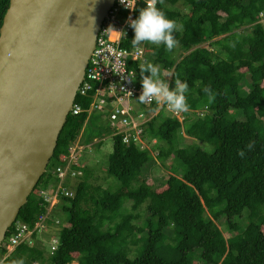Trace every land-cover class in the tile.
Returning <instances> with one entry per match:
<instances>
[{
    "label": "trees",
    "instance_id": "obj_1",
    "mask_svg": "<svg viewBox=\"0 0 264 264\" xmlns=\"http://www.w3.org/2000/svg\"><path fill=\"white\" fill-rule=\"evenodd\" d=\"M9 3L0 0V28ZM147 6L148 0H136L133 18ZM155 6L179 26L174 32L179 43L169 51L142 42L145 64L158 66L170 88L177 80L187 82L185 117H162V111L154 116L145 127L149 148L112 137L106 165H89L85 148L60 180L57 168L68 165L69 157H63L72 145L111 135L106 123L102 135L84 139L90 117L69 115L51 166L8 236L18 223L33 230L41 217L45 227L36 228L31 243L18 245L0 264H264V24L259 17L264 0H155ZM133 37L131 29L122 45L133 48ZM143 64H131L141 80ZM92 95L79 94L75 102L88 108ZM180 135L194 141L183 146ZM94 146L100 148L102 141ZM172 158L185 166L180 176L169 171ZM160 169L166 173L156 184L150 174ZM100 172L105 179L99 180ZM109 176L119 185L108 182ZM59 185L73 196L60 195L49 210L45 195ZM59 212L68 213L67 226H60ZM54 241L57 249L51 253ZM5 252L1 248L0 260ZM130 252L136 256L130 258Z\"/></svg>",
    "mask_w": 264,
    "mask_h": 264
},
{
    "label": "water",
    "instance_id": "obj_2",
    "mask_svg": "<svg viewBox=\"0 0 264 264\" xmlns=\"http://www.w3.org/2000/svg\"><path fill=\"white\" fill-rule=\"evenodd\" d=\"M116 0H10L0 28V247L40 179Z\"/></svg>",
    "mask_w": 264,
    "mask_h": 264
},
{
    "label": "built area",
    "instance_id": "obj_3",
    "mask_svg": "<svg viewBox=\"0 0 264 264\" xmlns=\"http://www.w3.org/2000/svg\"><path fill=\"white\" fill-rule=\"evenodd\" d=\"M135 2L136 0H123L122 4L120 0H116L103 22L84 80L78 89V95L81 96H89V93L93 92L92 102L88 108H83L75 102L71 114L79 115L86 112L89 118L94 112L100 113L101 118L108 122L111 137L121 135L125 145L134 144L144 149L151 146L144 138L145 127L160 111L165 110L180 121L183 118L181 112L172 111L163 101L157 103L154 97L145 99L143 102L139 99L142 93L141 79L131 64L139 60L145 61L143 48L138 45L129 49L122 45L124 37L131 31L127 21L130 18L134 19L132 11ZM150 2L151 0H148V4ZM135 102L142 103L145 106V112L136 113ZM152 105L156 106L155 110L150 109ZM154 142L155 140L151 143ZM81 150V147L78 150L74 148L68 159V165L57 168V176L60 180L66 177L71 161ZM65 159L64 157L63 160ZM41 193L44 194V192ZM59 194L72 196V193L59 185L53 195H45V201L53 206L57 203ZM43 227H45V217L39 219L33 230H29L27 225L18 224L9 238L8 250L29 240L36 228L42 230ZM28 242H31V239ZM56 249L57 245L54 241L51 245V253Z\"/></svg>",
    "mask_w": 264,
    "mask_h": 264
},
{
    "label": "clouds",
    "instance_id": "obj_4",
    "mask_svg": "<svg viewBox=\"0 0 264 264\" xmlns=\"http://www.w3.org/2000/svg\"><path fill=\"white\" fill-rule=\"evenodd\" d=\"M120 2L123 4V0H120ZM259 17L261 19V22L262 21L264 22V12L260 13ZM127 23L129 27L134 31V37L131 39L132 45L134 47L139 45L140 47L143 48V45H140V44L142 42H149L157 46L163 44L167 50L171 51L179 43V41L174 36V32L179 31V26L176 24L175 21L169 19L162 10L158 9L155 6V0H151L148 6L142 9L135 19L130 18L129 21H127ZM143 52H144L145 61L143 62L142 60H139L144 63L143 65L140 66V69H139L141 73V77H142V80H141L142 93L139 96L140 101L143 102L145 99L154 97L156 98L157 103L163 101L166 105L170 107L172 111L181 112V117L182 118L185 117L183 116L184 112H187L189 110V105L186 103V96H185V94L189 90V86L187 82L182 83L179 80H177L175 82V87L170 88L169 83L164 82L160 78V69L158 66L154 65L153 63L145 64L147 62V56H146V52L144 48H143ZM145 73H148V75H145ZM168 78H169L168 80H170V76ZM205 91H208V89H205ZM162 111H165V110H162ZM167 114H170V113L167 112ZM91 146L83 145L80 143V141H77L74 145H72L69 148V155L64 156V157L66 159L67 157H70L71 151L74 148L78 150V148L81 147L83 148L82 150H84L85 148L88 149ZM251 147L252 145L249 144L248 148L251 149ZM82 150L78 151V153H81ZM239 154L243 156L244 152L241 151ZM68 191L72 193V196H73V192L70 190ZM60 195L62 194L58 195L57 203L55 205L59 203ZM72 196H68V197H72ZM55 205L49 206L50 209L49 208L48 209L51 210ZM57 224H60V222L57 221ZM11 234L8 236V232H7V235L0 247V250L2 248L6 251L4 255L1 257L0 263L4 262V260H6V258L12 253V251L18 245L21 244L20 243L16 245L15 247H13L11 250H8L7 245H8V241H9ZM35 264H38V263H35Z\"/></svg>",
    "mask_w": 264,
    "mask_h": 264
},
{
    "label": "rangeland",
    "instance_id": "obj_5",
    "mask_svg": "<svg viewBox=\"0 0 264 264\" xmlns=\"http://www.w3.org/2000/svg\"><path fill=\"white\" fill-rule=\"evenodd\" d=\"M262 23L264 24L263 21H262ZM134 110L136 113L145 112V106L140 102H135L134 103ZM167 115H168L167 112H165V111L161 112L162 117L167 116ZM241 119H243V117ZM106 123H108V122L102 121L100 113H97V112L92 113L90 116V122L88 123L87 126L85 124L86 128L84 127L85 128L84 139H90L92 136L102 135L106 131V129H105ZM178 138H179L178 140L180 142L179 144H182V145L184 143L191 144L194 141L193 139H191L185 135H180ZM100 141H102V146L100 148H98L97 146H94L97 142H100ZM112 144H113V139H112L111 135H105V137L103 139H97L91 144L92 146L90 145L91 147L86 150V153L88 156L83 155L84 156L83 158L89 163V165H91V163H92V165L93 164L95 165V163H98L97 166L106 165L107 156L112 151ZM183 146H185V145H183ZM203 148L207 149V151H209V152H211L213 150V148L211 146L209 147L205 144H203ZM72 150H74V149H72ZM83 152H85V151L83 150L82 153ZM100 153H101V156H100ZM79 157H81V154H79ZM172 159H173L172 162H169V165L172 169H169V171H171L172 174H174V175L180 176L185 171V166L182 163H180V161L178 159H176V158H172ZM102 161H104L103 164H102ZM51 164H52V161H51ZM51 164L49 165V167L51 166ZM103 167H105V166H103ZM164 172L165 171L160 169V171H155L154 173L150 174V176H151V178L156 180V184H159L164 179V177H162L163 176L162 173H164ZM95 174H97V172H95ZM98 175L100 176L99 180L105 179V178H101V177H104L106 175L103 172L98 173ZM106 179L108 180V182L112 183V185L113 184L119 185L117 180L111 176L107 177ZM148 181H150V180H148ZM152 182L154 183L155 181L153 180ZM103 185H104V188L107 187V184H103ZM67 205H69V204H67ZM128 205H130V203L129 204L127 203L123 207L128 208ZM48 208L50 209V207H48ZM143 215H142V217H143ZM58 217H59V220L61 221L60 226H67L68 225V213H66V212L60 213L59 212ZM144 218H145V215H144ZM59 220H57V221H59ZM143 220L144 219H142V221ZM218 226L221 227V225H219V224H218ZM170 230L171 229L168 228L165 231L168 234L170 232ZM51 238L52 237H50V236H48V237L45 236L44 237L45 242L50 243ZM167 241L170 242L169 239ZM43 243L44 242H42V244ZM142 245H143V242L140 241L139 244L137 245V247L141 248ZM135 256H136L135 252L129 253L130 258H134ZM196 262H198V259H194V263H196ZM73 263L77 264L76 262H73Z\"/></svg>",
    "mask_w": 264,
    "mask_h": 264
},
{
    "label": "bare ground",
    "instance_id": "obj_6",
    "mask_svg": "<svg viewBox=\"0 0 264 264\" xmlns=\"http://www.w3.org/2000/svg\"><path fill=\"white\" fill-rule=\"evenodd\" d=\"M82 98V97H81ZM213 184V183H212Z\"/></svg>",
    "mask_w": 264,
    "mask_h": 264
},
{
    "label": "crops",
    "instance_id": "obj_7",
    "mask_svg": "<svg viewBox=\"0 0 264 264\" xmlns=\"http://www.w3.org/2000/svg\"><path fill=\"white\" fill-rule=\"evenodd\" d=\"M74 264V263H73Z\"/></svg>",
    "mask_w": 264,
    "mask_h": 264
}]
</instances>
